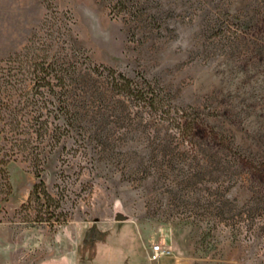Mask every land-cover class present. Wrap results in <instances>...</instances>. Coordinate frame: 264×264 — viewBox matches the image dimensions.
I'll return each mask as SVG.
<instances>
[{"label":"rangeland","instance_id":"rangeland-1","mask_svg":"<svg viewBox=\"0 0 264 264\" xmlns=\"http://www.w3.org/2000/svg\"><path fill=\"white\" fill-rule=\"evenodd\" d=\"M0 264H264V0H0Z\"/></svg>","mask_w":264,"mask_h":264},{"label":"built area","instance_id":"built-area-1","mask_svg":"<svg viewBox=\"0 0 264 264\" xmlns=\"http://www.w3.org/2000/svg\"><path fill=\"white\" fill-rule=\"evenodd\" d=\"M161 256H167V251L159 248L157 245H154L150 249L148 260L154 262L157 261Z\"/></svg>","mask_w":264,"mask_h":264},{"label":"trees","instance_id":"trees-1","mask_svg":"<svg viewBox=\"0 0 264 264\" xmlns=\"http://www.w3.org/2000/svg\"><path fill=\"white\" fill-rule=\"evenodd\" d=\"M121 80H124V82H125V85H123L122 88L123 89L125 88L127 90L128 89V85H127L126 80L124 78H122V77H121Z\"/></svg>","mask_w":264,"mask_h":264},{"label":"water","instance_id":"water-1","mask_svg":"<svg viewBox=\"0 0 264 264\" xmlns=\"http://www.w3.org/2000/svg\"><path fill=\"white\" fill-rule=\"evenodd\" d=\"M122 220H123V218L121 216H116L115 217V221H117V222L122 221Z\"/></svg>","mask_w":264,"mask_h":264}]
</instances>
